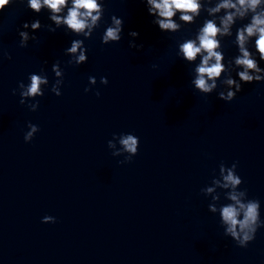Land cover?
<instances>
[{
    "label": "water",
    "instance_id": "95a60500",
    "mask_svg": "<svg viewBox=\"0 0 264 264\" xmlns=\"http://www.w3.org/2000/svg\"><path fill=\"white\" fill-rule=\"evenodd\" d=\"M26 5L15 0L0 11V48L11 56L0 61V264H264V227L246 248L237 246L201 192L221 163L235 162L240 189L260 201L264 220V81L244 84L225 102L219 80L208 95L191 84L199 58L189 64L177 56L178 43L194 37L207 13L166 33L142 0H104L90 39L42 27L22 48L24 22L52 24L47 9L37 14ZM113 15L124 21L122 39L105 45ZM246 22L221 41L225 64L238 54L233 40ZM130 31L142 50L129 47ZM74 39L88 48L79 66L65 55ZM58 60L60 96L50 90ZM42 69L49 85L31 111L34 101L20 104L18 84ZM29 123L39 131L26 143ZM121 133L139 137L131 162L120 163L124 156L108 147ZM217 191L219 203H228ZM45 216L55 223H43Z\"/></svg>",
    "mask_w": 264,
    "mask_h": 264
},
{
    "label": "clouds",
    "instance_id": "9594fccd",
    "mask_svg": "<svg viewBox=\"0 0 264 264\" xmlns=\"http://www.w3.org/2000/svg\"><path fill=\"white\" fill-rule=\"evenodd\" d=\"M15 0H0V11L14 3ZM24 2V0H20ZM147 6L148 14L153 17L152 23L158 26L161 32L177 33L183 25L195 24L202 12L207 13L202 26L198 27L194 37L186 38L177 45V56L189 64H193L199 58V63L193 69L194 77L191 84L195 90L205 95L211 94L219 87L223 89L217 93V97L225 102L235 99L237 93L242 91L244 84L264 81V67L260 63L264 61V0H142ZM32 12L39 14L47 9L48 19L52 24L42 25L39 19L24 22L18 32L19 46H28L30 40L37 41L35 32L42 27H47L49 32H56L64 28L76 36L90 39L93 31L100 26L104 16V0H27L26 5ZM178 17V20H177ZM238 21H247L236 29L233 44L237 47L238 54L228 59L225 64V56L221 41L225 37L233 36V27ZM55 25L53 27L52 25ZM124 21L117 16H111V24L106 27L102 37V44L118 43L122 39ZM30 30V31H29ZM131 39L129 47L139 50L143 44H137L135 39L139 37L136 31L128 33ZM84 39H74L70 47L65 49V55L71 57L69 65L79 66L87 62L88 48ZM254 47V51L252 47ZM4 58L11 59L10 54L0 48V61ZM46 63V61H45ZM155 67V65L153 66ZM52 72L55 74V82L51 85V92L60 96L63 85L64 72L60 67V61L52 64ZM236 73L234 78L232 73ZM29 84L19 82L18 89L21 97L20 104L25 105L31 111L39 107V100L45 94V88L49 85L47 74L41 70V74H29ZM91 85L96 84L95 77H89ZM101 84H107L106 77H101ZM13 89V95L16 94ZM90 91L85 88V92ZM99 92L96 93L99 96ZM28 131L24 135L25 142H31L39 131L37 125L29 123ZM119 145V147L117 146ZM108 147L112 149L113 156H124L120 163L131 162L133 156L138 153L139 137L132 133H121L108 141ZM237 163L231 167L221 163L218 177L214 176L211 186L201 189L205 196H211L212 202L208 205L211 213L219 214L220 224L224 229V236L230 237L237 246L246 248L255 239L258 229L264 227L261 219V203L258 199L248 197L246 189H240L242 178L236 171ZM228 203L221 204V194ZM43 223H55V217L45 216Z\"/></svg>",
    "mask_w": 264,
    "mask_h": 264
}]
</instances>
